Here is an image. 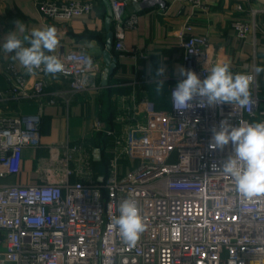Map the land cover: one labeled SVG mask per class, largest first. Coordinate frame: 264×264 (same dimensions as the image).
Instances as JSON below:
<instances>
[{
	"label": "built area",
	"instance_id": "obj_1",
	"mask_svg": "<svg viewBox=\"0 0 264 264\" xmlns=\"http://www.w3.org/2000/svg\"><path fill=\"white\" fill-rule=\"evenodd\" d=\"M130 1L136 0H109L118 55L126 51L125 31L137 23L136 13L124 16ZM185 1L205 8V0ZM37 7L61 40L64 23L88 14L93 1L39 0ZM261 10L250 8L253 14ZM232 27L239 39L255 29L241 19ZM180 46L182 66L206 78L205 65L209 70L215 65L207 38L190 35ZM55 55L64 64L57 76L67 80L69 93L99 87L96 76L103 67L83 49L60 45ZM230 70L255 77L248 105L208 107L205 97H195L189 108L178 109L172 99L177 82L169 88L168 109L147 97L120 96L115 126L103 129L112 137V156L101 179L91 167L93 147L81 139L49 149L41 182L0 186V264H264V195L246 199L229 175L212 169L232 151L231 144L223 150L209 147L214 126L225 119L234 126L264 122V87L256 73L246 63ZM3 72L9 85L0 96L29 99L45 88L42 69L29 74L8 63ZM31 76L36 78L28 87ZM40 119V113L0 115V175L18 173L23 148L40 145ZM92 129L101 131L99 120ZM122 159L134 164L125 168ZM50 170L57 175L49 176ZM126 198L137 202L145 224L134 246L110 227Z\"/></svg>",
	"mask_w": 264,
	"mask_h": 264
},
{
	"label": "crops",
	"instance_id": "obj_2",
	"mask_svg": "<svg viewBox=\"0 0 264 264\" xmlns=\"http://www.w3.org/2000/svg\"><path fill=\"white\" fill-rule=\"evenodd\" d=\"M38 1L0 0V91H5L9 85L3 72L6 64H13L17 71L23 70V66L13 59L14 53L3 50L9 32L16 30V21L25 27L24 32L16 30L21 39L34 28L47 27L38 10ZM92 1L93 8L88 14L74 16L64 23L60 44L50 54L55 55L60 45L65 50L83 49L104 70V51L110 45L113 70L106 76L105 72L97 74L99 87L96 90L71 94L67 80L44 74L46 85L37 97L15 99L9 94L0 96V115H41L40 145L23 148L19 172L0 175V186L41 182L48 165L49 149L81 139L93 147L91 167L97 179H101L106 174L103 159L112 156V137L104 130L115 126L112 118L120 96L147 97L158 108L168 109V91L177 82V69L182 66V38L205 36L208 55L215 64L221 60L230 66L246 63L247 70L254 72L256 67H264V0H205L202 9L185 0H162L164 5L149 0L130 1L124 16L136 13L137 23L124 33L126 51L123 55H118L113 47L115 26L109 0ZM238 4L242 5V10L237 8ZM257 7L262 10L251 13L250 8ZM236 19L255 25L244 39H239L232 27ZM160 66L165 68L167 79L162 91L157 93L156 83H149V70L154 72ZM256 76L264 87V72ZM35 78L29 77L28 87ZM51 99H55V103H50ZM95 120L100 121L101 131L92 129ZM48 175L57 173L50 170ZM71 180L76 178L72 176Z\"/></svg>",
	"mask_w": 264,
	"mask_h": 264
},
{
	"label": "clouds",
	"instance_id": "obj_3",
	"mask_svg": "<svg viewBox=\"0 0 264 264\" xmlns=\"http://www.w3.org/2000/svg\"><path fill=\"white\" fill-rule=\"evenodd\" d=\"M25 31L18 20L16 30ZM16 30L9 32L3 43V50L14 53L17 60L29 74H35L42 69L45 75L56 76L64 71L62 60L54 54L60 44V38L55 26L43 29L34 28L30 34L18 38ZM27 45V46H26ZM207 72L203 80L193 70L179 66L178 79L172 89V99L178 109H187L195 97H205L206 106L217 105H248L251 99V85L255 77L251 74H233L228 62L218 61ZM264 72V67H256L255 73ZM149 83H156V92L160 93L165 84V68L157 67ZM163 79H158V78ZM212 149L223 150L231 144L232 151L221 165H212L213 171L219 169L229 175L235 184L236 191L246 199L264 195V122L232 125L229 120H221L218 127L211 129ZM119 215L112 218L110 227L116 228L126 244L134 246L145 230L143 217L134 199H124L118 207Z\"/></svg>",
	"mask_w": 264,
	"mask_h": 264
},
{
	"label": "water",
	"instance_id": "obj_4",
	"mask_svg": "<svg viewBox=\"0 0 264 264\" xmlns=\"http://www.w3.org/2000/svg\"><path fill=\"white\" fill-rule=\"evenodd\" d=\"M109 49H110V45H108L106 50L104 51V61L106 64V68L104 69L105 76L107 75V73H111L114 67V63L111 62V55Z\"/></svg>",
	"mask_w": 264,
	"mask_h": 264
},
{
	"label": "rangeland",
	"instance_id": "obj_5",
	"mask_svg": "<svg viewBox=\"0 0 264 264\" xmlns=\"http://www.w3.org/2000/svg\"><path fill=\"white\" fill-rule=\"evenodd\" d=\"M107 162H108V158L104 157V159H103V165L106 167V169H107ZM121 163L124 165L125 168H127V166L129 168V167H131L134 164V162H133V164H131V162H130L129 159H122L121 160ZM94 174H95V172H94Z\"/></svg>",
	"mask_w": 264,
	"mask_h": 264
}]
</instances>
